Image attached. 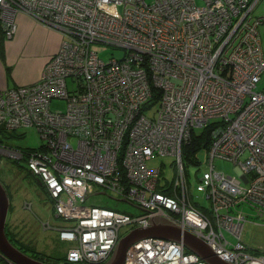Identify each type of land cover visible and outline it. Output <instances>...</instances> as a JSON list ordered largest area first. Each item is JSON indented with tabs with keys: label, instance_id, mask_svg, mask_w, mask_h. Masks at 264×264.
Returning <instances> with one entry per match:
<instances>
[{
	"label": "built area",
	"instance_id": "built-area-1",
	"mask_svg": "<svg viewBox=\"0 0 264 264\" xmlns=\"http://www.w3.org/2000/svg\"><path fill=\"white\" fill-rule=\"evenodd\" d=\"M18 12L63 35L38 81L0 90V126L29 125L40 136L26 168L58 193L51 208L67 240L61 262L104 264L131 216L127 232L170 226L228 264H264V240L242 236L245 226L264 228V90H255L264 74V1L0 0L6 39ZM93 45L122 55L104 61ZM152 93L158 108L148 117ZM203 127L207 166L190 183L181 147ZM154 156L172 158V180L147 167ZM215 158L232 172L215 170ZM94 187L141 212L93 204ZM122 264L209 263L181 241L143 237Z\"/></svg>",
	"mask_w": 264,
	"mask_h": 264
},
{
	"label": "rangeland",
	"instance_id": "rangeland-1",
	"mask_svg": "<svg viewBox=\"0 0 264 264\" xmlns=\"http://www.w3.org/2000/svg\"><path fill=\"white\" fill-rule=\"evenodd\" d=\"M264 1V0H261ZM262 49L264 51V35L261 34ZM3 40H0V45ZM98 57L102 60L109 58H119L122 50L106 45H93ZM32 60L22 59L17 64L5 66V78L9 85L18 84L21 76L24 74H34L35 70ZM9 66V67H7ZM19 77V78H18ZM18 78V80H17ZM70 88L69 80H67ZM14 87V86H12ZM16 87V86H15ZM255 90H264V74L261 75L256 83ZM158 108V101L153 103L145 110V115L152 117ZM198 132V131H197ZM0 145L8 150L17 152L18 157L13 153H0V183L3 185L7 198L8 207L5 215V231L6 234H15V237L32 250L36 255L43 258L56 257L62 261L64 250L67 246L66 242L60 241L57 236V228L59 222L54 217L52 206L47 193L31 172H27L26 151L30 148H37L41 143L40 136L33 126L20 127L17 130L5 132L3 136L0 134ZM183 157V156H182ZM172 158L169 156H154L146 161L147 167H159L162 175L167 181L172 180L173 170L170 166ZM184 172L186 179L190 182H196L200 171L207 166V153L205 150H198L189 156H184ZM214 169L220 172L231 173L232 165L228 161L214 159ZM33 175H31V174ZM90 202L95 205L106 207L112 210L125 212L131 215L140 213L141 211L134 207L133 203L118 200L108 191L99 188H93V194L89 197ZM250 221L261 223L259 218L251 216ZM43 223H49L51 228L43 229ZM47 226V224H46ZM128 226H122L119 235L122 236L127 232ZM251 234L257 235L264 240V228L252 225L245 226L243 239L248 241ZM7 236V235H6ZM7 238V237H6ZM231 240V238H229ZM19 246L17 243H15ZM23 249V248H22ZM28 252V251H27ZM29 253V252H28ZM4 258V257H3ZM0 264H13L7 259H1Z\"/></svg>",
	"mask_w": 264,
	"mask_h": 264
},
{
	"label": "crops",
	"instance_id": "crops-1",
	"mask_svg": "<svg viewBox=\"0 0 264 264\" xmlns=\"http://www.w3.org/2000/svg\"><path fill=\"white\" fill-rule=\"evenodd\" d=\"M13 21L15 29L10 38L2 36L0 26V40H3L0 45V90L31 85L38 81L44 63L55 53L63 38L59 30L42 24L25 13H16ZM22 59L32 60L35 73L24 74L18 84L9 85L5 78V66L17 64Z\"/></svg>",
	"mask_w": 264,
	"mask_h": 264
},
{
	"label": "water",
	"instance_id": "water-1",
	"mask_svg": "<svg viewBox=\"0 0 264 264\" xmlns=\"http://www.w3.org/2000/svg\"><path fill=\"white\" fill-rule=\"evenodd\" d=\"M8 198L3 185L0 183V254L14 264H54L37 260L14 247L6 238L4 232L5 215ZM147 236H159L176 241L197 254L209 264H228L218 258L205 244L188 234H180L178 229L164 225H152L147 228H134L121 236L114 247L110 258L104 264H122L123 256L128 245L137 239Z\"/></svg>",
	"mask_w": 264,
	"mask_h": 264
},
{
	"label": "trees",
	"instance_id": "trees-1",
	"mask_svg": "<svg viewBox=\"0 0 264 264\" xmlns=\"http://www.w3.org/2000/svg\"><path fill=\"white\" fill-rule=\"evenodd\" d=\"M152 97V103H150V105H152L155 101H156V95L153 93L151 94ZM5 132H9V131H13V130H6L3 127L0 126V134L1 136H3ZM208 131L209 129L207 127H203L202 129L198 130V132H192L190 134L189 140L188 142H186L182 147H181V155L184 156H189L191 157V155H193V153L195 151L198 150H204L205 147L207 146V144L209 143V137H208ZM1 142V139H0ZM33 149V148H32ZM31 150V148H30ZM26 167V166H25ZM27 172H29L27 170ZM31 174V173H30ZM32 175V174H31ZM33 176V175H32ZM37 178V177H36ZM38 179V178H37ZM39 180V179H38ZM40 182V180H39ZM4 232H5V236L7 237V240L14 246L16 247L18 250H20L21 252L37 259V260H41L47 263H54V264H63L60 260L61 257L58 259L56 257H47V258H43L41 256L36 255V253L32 250V247H28L26 245H23L22 242H20L16 237L15 234H6L5 231V225H4ZM15 243H17L19 246H17ZM23 248V249H22ZM29 253H28V252ZM3 260L4 258L0 255V260ZM66 262V261H65ZM67 263V262H66ZM68 264V263H67Z\"/></svg>",
	"mask_w": 264,
	"mask_h": 264
},
{
	"label": "bare ground",
	"instance_id": "bare-ground-1",
	"mask_svg": "<svg viewBox=\"0 0 264 264\" xmlns=\"http://www.w3.org/2000/svg\"><path fill=\"white\" fill-rule=\"evenodd\" d=\"M13 153L14 155H16L17 157L20 155L19 153H17V154H19V155H17V154H15V152H13L12 150H8V149H6L5 147H3L1 150H0V153ZM40 181H41V177L39 176V175H35ZM52 188H50V189H47L46 190V192H47V197L49 198V200H50V203L53 201V199L54 198H56V196H57V194L58 193H55V194H53L52 193ZM53 211V210H52ZM60 213H67L68 212V209H67V207H61V209H60V211H59ZM60 215L56 212V218H58ZM135 222L132 220V218H131V216L125 221V222H123V223H121L120 224V226L122 227V226H130V225H132V224H134ZM46 224H47V226H46ZM43 223V229H49V228H51V226H50V224L49 223ZM55 230H56V228H54ZM147 237H158V238H164V237H159V236H147ZM58 239L60 240V241H63V242H67V240H65V239H61V238H59L58 237ZM1 255V254H0ZM2 256V255H1ZM9 261V260H8ZM11 262V261H10ZM68 264H73L72 262H70V261H66ZM12 263V262H11ZM14 264V263H13Z\"/></svg>",
	"mask_w": 264,
	"mask_h": 264
}]
</instances>
